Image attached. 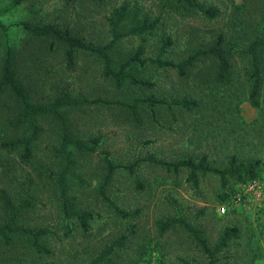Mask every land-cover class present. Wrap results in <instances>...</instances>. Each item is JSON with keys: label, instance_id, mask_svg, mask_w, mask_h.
Listing matches in <instances>:
<instances>
[{"label": "rangeland", "instance_id": "374dc122", "mask_svg": "<svg viewBox=\"0 0 264 264\" xmlns=\"http://www.w3.org/2000/svg\"><path fill=\"white\" fill-rule=\"evenodd\" d=\"M194 1L217 8L218 16L211 18L179 0H27L15 13L2 17L7 24L18 20L57 24L86 41L105 44L112 37L110 17L128 3L131 16L121 31L131 29L146 15L160 22L147 33L123 37L110 52L115 67L139 46L144 47V58L158 56L167 37L173 44L163 57L178 61L211 45L221 33L232 64L227 82L216 80V63L210 57L199 60L186 76L151 63L136 65L134 74L153 85L127 80L117 87L104 76L103 62L97 57L79 51L75 67L70 68L64 44L51 45L50 38L12 29L18 74L35 102H53L68 92L127 102L138 96L186 97L200 101L202 107L189 111L180 106L144 105L140 121L118 105L63 108L73 135L87 141L99 138L95 153L73 150L76 166L69 177L70 194L79 210L93 214L85 232L78 219L67 217L62 208L57 178L64 160L57 153L58 120L40 118L43 132L34 141L29 159L23 157L22 148L4 147L6 141L31 135L28 125L16 126L20 107L6 90L0 95V225L10 216L3 193L17 206L29 200L31 206L19 216L18 224L47 230L42 244L50 252L38 253L31 239L14 234L11 247L0 239V264H92L110 247L106 259L96 264H209L198 240L178 219L197 229L212 248L226 228H239L238 236L218 252L217 264H264V47L260 49L263 85L259 107L249 101L248 50L254 38L264 33V0ZM11 2L0 0V10ZM4 41L0 33V72ZM105 151L122 164L149 154L170 161L198 160L206 155L216 167H225L232 156L240 162L259 159L261 164L256 179L240 182L230 178L223 187L214 173H199L195 185L187 169L175 171L145 162L134 174L124 169L115 173L106 189L111 203L99 191L106 174ZM114 205L129 215H121ZM122 237V243L116 244Z\"/></svg>", "mask_w": 264, "mask_h": 264}, {"label": "trees", "instance_id": "16d2710c", "mask_svg": "<svg viewBox=\"0 0 264 264\" xmlns=\"http://www.w3.org/2000/svg\"><path fill=\"white\" fill-rule=\"evenodd\" d=\"M27 0H12V2L0 10V33L3 34L5 41L3 42V60L0 72V95L5 91L11 92L12 96L18 103L20 111L16 115V126L28 125L31 129V135L27 138H19L4 142V147L10 150L22 148L23 157L29 159L32 156V145L34 141L42 134L43 128L40 124L41 117L56 118L60 124V145L57 153L64 160V169L59 173L57 184L60 190V197L62 199V208L64 214L69 218H77L81 224L82 229L87 232L90 228V219L93 214L87 210H79L76 206L73 197L70 194L69 177L74 174L76 160L73 150L88 154L95 153L98 150L99 138H92L91 140H83L73 135L70 121L67 113L63 110L65 107H77L93 104L118 105L131 110L135 118L140 121V107L147 105L150 107L165 106L170 109L173 106H180L189 111L195 108L202 107L200 101L195 99L182 98L178 100H167L165 98L155 96H138L130 102L123 100H111L102 97L88 98L85 96H74L71 93L64 92L55 101L49 103H38L32 98L31 92L26 85L21 81L17 70V54L16 49L12 43L10 31L12 29H19L29 35L36 37L51 38L57 43L65 45V56L67 64L70 68L75 67L77 52L82 51L90 56L97 57L103 62V73L106 78L113 79L117 87H121L129 80L137 85L152 86L153 84L147 80L137 77L133 72V67L136 65H146L148 63L159 67H167L175 69L179 75L186 76L189 70L201 59L210 57L216 63V80L219 82H227L231 79V58L227 54L225 48L226 37L224 34H219L215 41L207 46L198 48L192 54L184 57L181 60L175 61L173 59L164 58L163 54L167 48L173 44L171 37H167L161 47V53L156 57H143L145 50L143 46H139L137 51L128 57L118 67L113 65L111 51L115 45L125 36L133 34H143L155 29L160 22L159 18L151 19L146 15L137 25L127 31H121L120 27L131 16L128 3H123L119 8L115 9L113 15L109 19L111 40L105 44H95L86 41L78 35L73 34L69 29H63L57 24L53 23H33L27 20H18L17 22L7 24L2 17L7 14L15 13ZM67 2L73 0H66ZM187 3L188 6L202 11L207 16L213 18L218 16L219 10L214 7H204L194 0H179ZM264 47V33L254 38L249 44L248 50L250 53V93L249 101L253 107H259L260 96L263 85V68L262 59L260 56V49ZM104 160L106 162V174L103 183L99 186L101 195L111 202L106 193L107 187L110 185L112 178L116 171L127 170L134 174L137 167L148 162L155 165H163L169 170L179 171L187 169L189 171V180L195 185L199 184V173H214L221 179V184L226 187L230 178H234L240 182H248L256 179L259 176V168L261 161L259 159L250 162L239 161L236 156H232L225 167H216L209 163L208 157L203 155L196 160L194 157L181 158L170 161L158 158L154 154H149L145 157L135 159L128 164L116 163L110 157L108 151H105ZM82 178L81 176H78ZM3 205L7 207L10 216L5 223L0 225V239L4 242V246L11 247L14 242V234L28 237L32 241V247L38 253H49L50 249L42 244V237L46 235L45 229H32L18 224L19 216L31 206L29 200L24 201L17 206L12 199L3 193ZM116 210L123 216L127 217L129 214L118 206L114 205ZM189 230L192 235L198 240L202 250L209 258V264H217V254L221 248L228 246V241L235 238L239 234V228L231 227L223 231L221 241L212 248L207 240L186 220H176ZM169 226V225H168ZM123 237L116 241V244H121ZM113 247L107 249L99 258L92 264L103 261L106 256L112 251Z\"/></svg>", "mask_w": 264, "mask_h": 264}, {"label": "crops", "instance_id": "0c3cea01", "mask_svg": "<svg viewBox=\"0 0 264 264\" xmlns=\"http://www.w3.org/2000/svg\"><path fill=\"white\" fill-rule=\"evenodd\" d=\"M27 34V33H26ZM34 37H36V36H34ZM43 38H46V37H43ZM51 39V38H50ZM52 40V42H51V45H54V43H57V42H55V41H53V39H51ZM66 50V49H65ZM79 52V51H78ZM77 52V53H78ZM84 53V52H83ZM66 57V56H65ZM92 57H94V56H92ZM77 58V57H76ZM19 75V74H18ZM117 172V171H116Z\"/></svg>", "mask_w": 264, "mask_h": 264}, {"label": "built area", "instance_id": "2783aa9c", "mask_svg": "<svg viewBox=\"0 0 264 264\" xmlns=\"http://www.w3.org/2000/svg\"><path fill=\"white\" fill-rule=\"evenodd\" d=\"M222 211H223V212L226 211V208L223 207V208H222Z\"/></svg>", "mask_w": 264, "mask_h": 264}]
</instances>
